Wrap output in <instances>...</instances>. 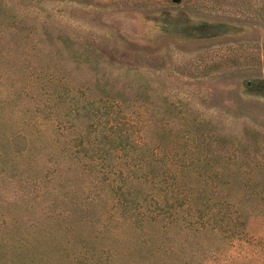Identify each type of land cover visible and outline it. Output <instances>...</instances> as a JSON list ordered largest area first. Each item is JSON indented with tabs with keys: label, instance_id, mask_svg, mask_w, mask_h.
Returning <instances> with one entry per match:
<instances>
[{
	"label": "rangeland",
	"instance_id": "rangeland-1",
	"mask_svg": "<svg viewBox=\"0 0 264 264\" xmlns=\"http://www.w3.org/2000/svg\"><path fill=\"white\" fill-rule=\"evenodd\" d=\"M88 102L169 170L177 224L115 205L134 152L76 158L59 117ZM29 231L106 264H264V0H0V236Z\"/></svg>",
	"mask_w": 264,
	"mask_h": 264
},
{
	"label": "trees",
	"instance_id": "trees-1",
	"mask_svg": "<svg viewBox=\"0 0 264 264\" xmlns=\"http://www.w3.org/2000/svg\"><path fill=\"white\" fill-rule=\"evenodd\" d=\"M86 105L82 115L84 117H76L78 113L70 104L64 108L66 117H59L68 131L74 134L76 158L87 157L89 163L97 161L100 167L96 168L88 164L87 172L91 175L95 174L94 172L106 175L104 168L109 165L111 158L127 160L126 157L134 152L133 162L128 163L124 169H120L113 179L108 178L115 205L124 220L135 231L141 230L149 222L160 223L165 222V219L177 224L178 219L174 211L169 213L158 211L159 209L169 211L171 208L167 206L166 192L168 189L173 192L175 188L173 185H166L164 181V176H167L169 170H166L155 154H150L145 146L133 140L129 132L132 128L131 123L127 117H95L97 111L95 104L88 102ZM72 113L77 115L71 117ZM30 124L35 128L37 126L34 122ZM15 138L17 136L12 135L6 141V146L13 150H16ZM22 139L26 141L25 138ZM142 153L145 154L146 160ZM179 200L174 197L173 203ZM212 217L208 218L212 219ZM189 220L192 218L190 217ZM201 224L200 222L197 225L192 223V226H202ZM197 231L195 229L196 233ZM55 242L62 245V248L53 247ZM83 248L79 241L76 243V241L61 240L54 233L29 231L11 238L1 235L0 264H6V254H10V251L13 255H17L19 261L22 259L23 264H79V258H84L85 261L80 264H106L102 262L100 256Z\"/></svg>",
	"mask_w": 264,
	"mask_h": 264
},
{
	"label": "water",
	"instance_id": "water-1",
	"mask_svg": "<svg viewBox=\"0 0 264 264\" xmlns=\"http://www.w3.org/2000/svg\"><path fill=\"white\" fill-rule=\"evenodd\" d=\"M172 2H173V3H177V2H178V0H172Z\"/></svg>",
	"mask_w": 264,
	"mask_h": 264
}]
</instances>
